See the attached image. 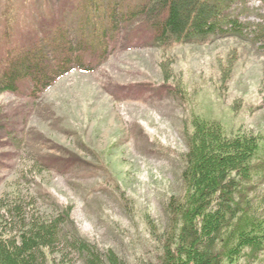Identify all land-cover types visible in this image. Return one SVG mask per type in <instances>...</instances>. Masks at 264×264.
<instances>
[{"label":"trees","instance_id":"16d2710c","mask_svg":"<svg viewBox=\"0 0 264 264\" xmlns=\"http://www.w3.org/2000/svg\"><path fill=\"white\" fill-rule=\"evenodd\" d=\"M46 1L50 25L32 19V36L25 39L15 37L14 7L6 4L0 13V145L13 128L8 95L36 100L75 70L94 72L121 40L136 38L167 55L185 45L230 39L264 51V0H257L263 14L256 24L234 11L247 0ZM167 58L161 84L140 86L178 99L190 118L183 132L181 185L164 204L166 224L144 214L153 254L129 261L79 226L72 203L41 208L34 195L16 186L0 195V264H264V133L252 128L229 133L220 121L197 114V98L182 80L169 78L168 65L176 58ZM74 156L45 160L69 165L79 160ZM37 167L27 166L25 176L36 174Z\"/></svg>","mask_w":264,"mask_h":264},{"label":"rangeland","instance_id":"374dc122","mask_svg":"<svg viewBox=\"0 0 264 264\" xmlns=\"http://www.w3.org/2000/svg\"><path fill=\"white\" fill-rule=\"evenodd\" d=\"M6 4L18 12L17 38L32 36L34 18L50 25L46 0H0V13ZM35 6L42 14L33 13ZM51 7L56 11L59 5ZM234 11L245 23L262 20L257 0L240 1ZM124 40L102 67L75 70L36 100L7 96L13 128L0 145V195L17 186L41 208L72 203L82 229L131 261L154 251L145 212L166 224L164 204L181 185L183 132L190 118L189 105L187 112L178 99L140 84L159 86L162 62L174 56L169 78L182 80L197 98V114L220 121L229 133L251 128L264 133V51L230 39L185 45L167 55L139 39ZM74 155L79 159L74 165L45 160ZM33 163L37 173L26 177L24 169Z\"/></svg>","mask_w":264,"mask_h":264}]
</instances>
